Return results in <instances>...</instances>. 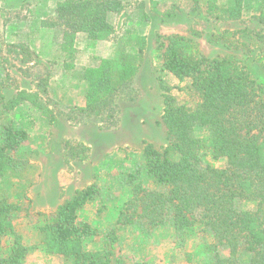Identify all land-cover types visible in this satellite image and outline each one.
I'll return each mask as SVG.
<instances>
[{"label":"trees","instance_id":"obj_1","mask_svg":"<svg viewBox=\"0 0 264 264\" xmlns=\"http://www.w3.org/2000/svg\"><path fill=\"white\" fill-rule=\"evenodd\" d=\"M141 1L122 33L110 21L112 15L127 11L122 0L58 1L53 18L44 21L43 27L59 32L53 61L60 62L64 73L74 72L78 34L93 42L111 43L113 53L98 57L80 72L86 86L82 105L49 103L38 99L37 92L23 91L10 101V109L31 104L51 116L49 119L70 127L91 124L101 131L115 129L121 105L136 99L133 87L146 48L141 27L150 14H170L160 12L158 0ZM192 1L193 9L212 21H239L243 15L244 0ZM255 18L264 30V0H260ZM225 33L224 40H231V34ZM19 46L18 61L35 67L30 61L32 46L24 41ZM164 46V70L179 82L186 81L192 98L177 101L165 94L162 124L168 146L162 152L151 145L144 148L143 170L150 186L141 180L139 170L127 174L129 196L116 214L113 230L138 222L149 231L164 226L179 233L200 228L211 241L205 246L208 259L203 264H264L263 223L257 211L238 206L264 201V92L233 58L204 57L183 37L167 38L166 45L159 44ZM47 63L52 65L49 60ZM27 69L31 67H17L24 79L32 75ZM46 77L36 84L44 95L51 78L50 74ZM27 140L23 129H4L0 177H20L22 163L13 153ZM61 151L63 160L84 164L90 149L64 139ZM207 158L214 163L206 162ZM99 194L94 185L78 191L40 226L39 243L46 255L63 259L64 264H111V245L116 238H109L106 250H86L85 240L96 236V230L79 219V213ZM18 209L15 202L0 199V244L3 238H12L0 264H32L31 252L36 247L14 230L12 215Z\"/></svg>","mask_w":264,"mask_h":264},{"label":"rangeland","instance_id":"obj_2","mask_svg":"<svg viewBox=\"0 0 264 264\" xmlns=\"http://www.w3.org/2000/svg\"><path fill=\"white\" fill-rule=\"evenodd\" d=\"M58 1L0 0V140L8 126L28 134V140L13 153L22 163V173L20 177H0V199L19 206L12 222L16 234L36 247L31 252V263L64 264L63 259L43 252L39 228L52 219L64 201L94 185L99 189V197L79 213L80 221L96 230V236L85 240L86 250H106L109 238L114 236L111 264H203L208 259L205 246L211 241L200 228L179 233L164 226L149 231L140 222L114 230L113 227L121 204L129 196L127 174L139 170L141 180L150 186L143 170L144 148L151 145L162 152L168 146L162 124L165 94L177 101L192 98L186 81L179 82L164 70L165 46L159 47V44L166 45L170 37H183L204 57L233 58L264 92V30L255 18L260 11V0H244L242 18L227 22L212 21L197 13L192 0H158L160 12L170 14H150L141 27L146 48L133 87L136 99L132 104L121 105L120 121L115 129L108 131L91 124L70 127L60 120L49 119L51 116L42 114L31 104L10 109V101L23 91L37 92L38 99L49 103L68 101L70 96L76 100L83 97L86 86L80 79L81 73L74 71L67 76L60 62L53 61L59 32L43 27L44 21L53 18H42L43 10L52 12ZM122 1L127 11L110 17L121 33L130 26L129 17L135 16L142 2ZM225 32L231 34V40H224ZM20 41L32 46L34 56L30 61L37 64L35 67L18 61ZM89 44L85 40L78 43L74 63L78 67L96 63L102 52L96 43ZM104 50L103 54L108 55L109 47ZM19 66L31 67L27 69L31 77L22 78L17 71ZM47 74L51 78L44 95L36 84L46 81ZM64 139L83 143L90 149L86 163L63 160L61 141ZM206 162L214 163L208 158ZM238 206L241 210L257 211L264 226V201L241 202ZM11 239H2L0 256L6 253Z\"/></svg>","mask_w":264,"mask_h":264},{"label":"crops","instance_id":"obj_3","mask_svg":"<svg viewBox=\"0 0 264 264\" xmlns=\"http://www.w3.org/2000/svg\"><path fill=\"white\" fill-rule=\"evenodd\" d=\"M59 1H61V0H59ZM51 16L52 17L54 16V10H52V12L49 11V13L48 12L45 13V11L43 10V13L41 15V17L44 18V19H47L48 17L51 18ZM80 40L87 41L88 43H90L89 45H92V44L96 43L95 45H97L98 47H100V49L102 50V52H99L100 53L99 54V57H108L109 55H111L113 53V45L111 43H109V42H93V41L88 40L83 34H78L77 37H76V41H75V47H76V49L78 48V43H79ZM107 46L109 47V53H108V55H104L103 54V51H105L104 49ZM80 65H82V66L81 67H78L77 65H75L74 71L80 73L83 70V68H85L87 66H90V65H93V64H86L85 66H83L84 64H80ZM64 74L67 75V76L71 75V74H67V73H64ZM74 97L75 96H70V98L68 99V101L60 100V103L62 105H82L83 104V97L82 98H79L78 100H76ZM60 122H63V121L60 120Z\"/></svg>","mask_w":264,"mask_h":264}]
</instances>
